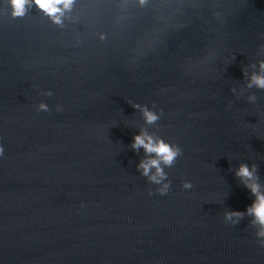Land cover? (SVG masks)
Here are the masks:
<instances>
[{
  "label": "water",
  "instance_id": "95a60500",
  "mask_svg": "<svg viewBox=\"0 0 264 264\" xmlns=\"http://www.w3.org/2000/svg\"><path fill=\"white\" fill-rule=\"evenodd\" d=\"M58 17L0 0V264H264L252 218L224 217L252 199L238 164L264 191V88L247 83L264 0H72ZM141 129L179 148L159 183L136 166Z\"/></svg>",
  "mask_w": 264,
  "mask_h": 264
},
{
  "label": "clouds",
  "instance_id": "9594fccd",
  "mask_svg": "<svg viewBox=\"0 0 264 264\" xmlns=\"http://www.w3.org/2000/svg\"><path fill=\"white\" fill-rule=\"evenodd\" d=\"M8 2L12 15H22L25 5L29 3V0H8ZM32 3L49 15L53 21L58 22V14L61 13L63 9L69 8L72 0H32ZM258 65L261 70H264V61L258 62ZM247 83L249 86L254 84L259 88H264V74L261 72L249 73ZM38 107L46 110V106L43 103H40ZM134 107L140 108L145 123L151 124L158 119L157 114L151 109L139 105H134ZM130 146L133 150L140 147L146 154H153L150 158L138 161L136 166L142 175L155 183H159L160 179L165 175L159 165L161 163L164 165L171 164L179 152V148L175 145H170L159 137L154 138L151 134L142 129L133 133ZM0 151H2V149H0ZM150 167L154 169V172H149ZM254 172L255 165H246L244 163L237 165L234 174L240 178L241 183L252 194V199L245 205L243 211L236 209L228 210L225 211L224 217L232 223H235L236 218L245 214L249 215L252 218L250 222L257 226L255 235L258 238H264V191H261V186L256 182ZM183 186L189 187L190 185L185 182ZM166 188L167 184L165 183L157 191L163 194ZM81 206H83V204H81ZM257 243L259 246L264 247V239H258Z\"/></svg>",
  "mask_w": 264,
  "mask_h": 264
}]
</instances>
